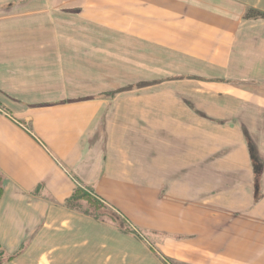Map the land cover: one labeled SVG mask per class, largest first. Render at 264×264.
<instances>
[{
  "label": "crops",
  "instance_id": "0c3cea01",
  "mask_svg": "<svg viewBox=\"0 0 264 264\" xmlns=\"http://www.w3.org/2000/svg\"><path fill=\"white\" fill-rule=\"evenodd\" d=\"M25 1L0 0V29L5 31H0V249L19 254L5 264H166L133 236L68 208L77 189L106 204L116 203L114 190L138 200L137 211H146L149 217L137 220L153 229L149 236L163 260L264 264V202L255 208L252 197L244 199L243 217L233 212L240 203L222 202L218 192L203 195L194 205L173 204L172 198L183 193L194 195L189 192L194 188L220 187L215 181L189 180L190 172L217 173L215 159L216 167L220 161L212 149L205 163L204 124L196 127L195 135L188 131V103L177 101L176 108L183 113L177 115L180 123L165 122L169 129L163 131L164 150L157 153L154 141L161 132L151 111L149 120L142 119V108L157 116L160 104L155 100L142 106L138 93L133 99L135 92L110 87L107 78L112 73L102 69L104 63H122L115 72L123 75L125 60L135 62V54L126 56L121 38L103 35L115 27L124 35L128 27L134 41L163 46L178 57L179 76L192 74L184 71L191 61L198 76L253 81L264 76L258 72L264 71V38L245 57L235 50L215 53L212 41L218 37L216 43L222 45L234 20L240 15L243 19L246 8H264V0H148L147 39L141 37L145 26L135 11L131 20H124L129 18L120 9L125 0H77L68 12L77 10L82 16L67 13L76 21L64 22L55 5L51 20H32V14L46 15L47 0ZM132 5L139 4L134 0ZM108 18L115 24L109 25ZM22 28L47 29L52 36L13 35ZM189 45L203 56H190ZM236 61L244 64L236 66ZM204 70L208 74L200 72ZM135 71L138 75L140 67L131 70L133 76ZM143 120L149 121L147 130L154 129L149 132L154 139L150 162L138 143L125 144V126L136 130ZM92 185L99 189L97 194L88 190Z\"/></svg>",
  "mask_w": 264,
  "mask_h": 264
},
{
  "label": "rangeland",
  "instance_id": "374dc122",
  "mask_svg": "<svg viewBox=\"0 0 264 264\" xmlns=\"http://www.w3.org/2000/svg\"><path fill=\"white\" fill-rule=\"evenodd\" d=\"M30 1L31 0H26L22 3ZM98 1L99 3L101 2L100 0ZM133 1L134 0H125L126 5H120L121 11H126L129 16V18L126 17L124 20H131L133 11H135L138 22L142 26H145L144 29H141V37L147 39L149 32L148 24H150L148 0H135L139 4L135 7L132 5ZM76 2L77 0H47L45 3L46 15L36 16L32 14V20H51L50 10L52 6L55 5L60 6V10L62 11L60 19L62 22L70 19L76 21L74 16L68 18L67 14L70 13L73 15L74 13V15H80V12H77V10L68 12L70 6H75L70 3L76 4ZM12 3L17 4L18 2ZM19 4L21 3H18V5ZM67 6L68 8H66ZM249 10L261 12L262 17L246 19V14ZM243 14V19L241 15L238 14L240 16L237 17L236 21L234 20L235 26L233 25V29H227V38L221 39L222 45L216 43L219 40L218 37L213 39L212 43L217 44H213L215 53H218V50H220L221 53H230V51H232L231 53L233 54L235 52L237 55L245 57L252 53L251 49L253 45L257 43L259 39L264 38V8H246ZM1 15L2 14H0V16ZM12 15L14 17L19 16L16 14ZM55 20H57V16H55ZM108 22L109 25L113 24V22L115 24L112 18H108ZM125 28L126 31L124 35H118L116 33L117 27L113 28L114 31L109 29L108 34L103 35L121 38L125 45L126 56L135 54L136 60L135 62H133L132 58L125 60L123 75H121V72H115L116 68L121 69L122 63L115 65L114 62L104 63L102 69L109 70L110 73H112V76L107 78V83L110 87L120 86L119 89L124 90L120 93H129L128 91L135 92V97L133 99H137L136 94L138 93L142 106H144L143 103L145 102H151L152 104L155 100L157 101L156 104H160L156 109L157 116H152V109L148 110L142 108V111H144L142 119L147 117V113L151 111V117L156 119L158 123L157 130L161 132L157 133V141H154L157 145V153L164 150V141L162 140L163 131L165 127L169 129V125L165 126V122L171 119L174 123H180V118L177 117V115L181 114L182 110L181 108H176L177 101L182 100L187 102L189 105L188 115L190 118L188 131L194 134L196 133V127L203 126L204 124L206 138L205 163H209L206 161L207 155L209 152L213 151L212 149H214L215 157L217 158L218 156V160L220 161L219 165L216 167L215 159V168L218 170L217 173L211 174L207 171H204V173H189L190 181H215L220 186L219 188H215L214 190H197L194 188L189 190V192L194 193V195L186 196L183 193L179 198H172L173 204L176 206L178 204L186 206L194 205L202 199L203 195L207 197L213 192L216 196L218 192L220 193L222 202L227 201V203L230 204V202L236 200L237 203H240L237 204L238 207L233 211L236 215L238 214L243 217L246 212L244 203L242 204L244 199L246 201L252 197L255 208H260V203L264 202V76L254 77L255 79L253 78V81L237 80L236 78L238 77H236L235 80H229L223 79L222 77L214 78L208 75L198 76L196 66L191 61L189 62L188 69H184V71L192 73L193 75L179 76L176 74V70L182 62L178 57L173 53L164 51L163 46L152 47L147 45V43L140 44L134 41L131 38L133 34L130 29L129 33L127 32L128 27ZM0 31L5 32L4 29H0ZM26 34L27 38H37L40 36L47 38L52 36L47 29L37 30L36 28H30L27 30L22 28L16 29L13 32L14 36L22 38H25ZM47 47L50 48L49 46ZM188 50L190 56L196 58L203 56L200 52L197 53L194 45H189ZM200 51L202 53L205 52V47L202 46ZM204 56H208L207 52H205ZM221 56H224V53ZM236 63V66L244 64L240 61H236ZM138 67H140L141 71H139L138 75L135 71V76H133L131 70ZM200 72L208 74L206 70ZM250 72H252V69ZM258 72L264 73L262 70ZM103 80L105 81L106 79L103 78ZM230 90L233 91L230 92ZM198 118L199 122L196 123ZM147 119L149 120V117H147ZM142 122V126L136 130H133L131 125L125 126V144L138 143L142 154L146 155V159L150 162L152 160L151 156L153 155L149 153L150 145L154 144V139L149 132L154 131V129L152 128L150 131L149 129L147 130V127L150 128L148 125L149 121L143 120ZM138 132L141 135L140 138L137 137V135L139 136ZM213 134L215 135L214 138L211 137ZM179 142L180 141H177V143ZM212 144H215L216 147L211 148ZM207 146L209 147L207 148ZM113 180L114 179H112V181ZM235 184L236 188L233 186ZM88 190L95 194L99 191L95 185L90 186ZM117 191L118 190H114V192H116L114 197L118 201L114 200V202L119 205L116 203L106 204L104 200L95 197V199L99 200L104 205V208L102 206V209H97L96 207L94 209L88 203H82L78 205L80 207L79 209H81V212L87 215V217H91L94 221L108 228L119 231L125 235L133 236L130 238L144 245L148 249V251H145L150 252L151 255H154L161 262L166 264H180V262L166 256L165 260H163L164 257L162 256L158 257L161 250L155 246L154 241L149 236L152 234L153 229L142 221L139 222L137 220V217H140V220L142 218H148L149 214L146 211H137L138 200L134 199V201H132V196H129V198L120 196V193H117ZM164 196L165 195H163V197ZM108 201L111 202L112 200L109 198ZM122 206L132 214L129 215L125 212ZM87 212L92 213V215L87 214ZM248 212H251V210ZM165 223L167 222L164 221V225ZM17 256H19V254H8L0 249V264H5L15 259Z\"/></svg>",
  "mask_w": 264,
  "mask_h": 264
},
{
  "label": "trees",
  "instance_id": "16d2710c",
  "mask_svg": "<svg viewBox=\"0 0 264 264\" xmlns=\"http://www.w3.org/2000/svg\"><path fill=\"white\" fill-rule=\"evenodd\" d=\"M256 17H262V13L258 11L249 10V12L246 14V19H254ZM1 180V175H0ZM93 193V192H92ZM94 196V195H93ZM90 193H85L81 189H77L76 193L74 194V197L67 203V207L71 210L81 212V209L78 205H81L82 203H88L91 207L95 209H102L101 207L104 205L97 199H95V196L93 197ZM98 211V210H97ZM87 214L92 215V213L87 212Z\"/></svg>",
  "mask_w": 264,
  "mask_h": 264
}]
</instances>
